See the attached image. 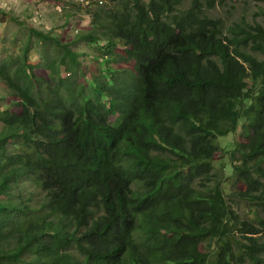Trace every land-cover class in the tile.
I'll return each mask as SVG.
<instances>
[{"label": "trees", "instance_id": "obj_1", "mask_svg": "<svg viewBox=\"0 0 264 264\" xmlns=\"http://www.w3.org/2000/svg\"><path fill=\"white\" fill-rule=\"evenodd\" d=\"M205 2L94 11L88 88L1 62L0 264H264V44L240 45L263 31L228 35ZM241 119L226 180L250 217L213 177Z\"/></svg>", "mask_w": 264, "mask_h": 264}, {"label": "rangeland", "instance_id": "obj_2", "mask_svg": "<svg viewBox=\"0 0 264 264\" xmlns=\"http://www.w3.org/2000/svg\"><path fill=\"white\" fill-rule=\"evenodd\" d=\"M86 1L0 0V65L6 61L10 62L11 68H15L19 61L37 62L42 74L46 65L50 64L52 84L57 82L53 75H59L65 84L83 79L84 86L88 88L90 80L104 66L95 43L88 41L84 35L93 30L96 23L94 16L91 17L88 12L98 9L95 1L110 9L114 8L117 0H88L89 4ZM190 1L182 0L179 8H188ZM88 5L92 6L87 8ZM206 14L219 18L222 30L226 32L234 33L239 29L255 32L256 27H261V36L251 37L245 48L252 50L253 38L264 44V0H214L213 8L207 9ZM241 33L244 34L243 31ZM65 47L75 55L78 65L73 64L64 51ZM8 95L9 89L0 76V104L9 101ZM242 123L243 119L235 132L217 138L219 150L212 161L213 177L222 182L225 195L238 214L250 217L249 204L231 199L233 187L231 181L226 180L231 176L232 162H238L236 145L238 141H245Z\"/></svg>", "mask_w": 264, "mask_h": 264}, {"label": "clouds", "instance_id": "obj_3", "mask_svg": "<svg viewBox=\"0 0 264 264\" xmlns=\"http://www.w3.org/2000/svg\"><path fill=\"white\" fill-rule=\"evenodd\" d=\"M208 1H209V0H208ZM81 2H83V1H80V3H81ZM88 2H89V1L87 0L86 3L89 4ZM116 3L118 4V0L116 1ZM95 4L98 5V7H97V8H98L97 11H101V12H102V16L108 14L111 10L115 9V7H116V5H117V4H116V5L114 6V8L105 9L104 7H102V6L99 4V1H95ZM205 5H206V10H207V9H211V7H208V3L205 2ZM91 6H92V5H88L87 8H89V7H91ZM213 6H214V5H213ZM213 6H212V8H213ZM94 11H96V10H94ZM88 14H89L91 17L93 16V12L90 13V11H89ZM213 18H214V17H213ZM95 21H96V19H95ZM258 28H259V27H256V28H255V30H256L255 32H252L251 30H248V29H246V30L250 31V32L253 33V34H256ZM260 28H261V27H260ZM261 29H262V28H261ZM261 29H260V30H261ZM262 31H263V30H262ZM223 32L227 33L228 35H231V33H232V32H226V31H223ZM249 39H250V38H249ZM249 39H248V40H249ZM240 45H241V46L243 45L242 47H243L244 49H247V48H245L246 45H244L243 43L240 44ZM247 50H248L249 52H254L253 49H252V50L247 49ZM253 54L256 55V56L259 57V58H264V55H262L260 52H257V53L254 52ZM249 208H250V207H249ZM263 238H264V236H263Z\"/></svg>", "mask_w": 264, "mask_h": 264}]
</instances>
